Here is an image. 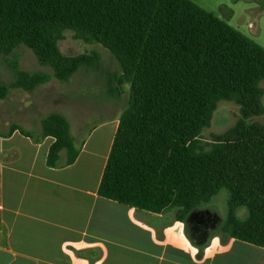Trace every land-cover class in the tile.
I'll return each mask as SVG.
<instances>
[{
	"label": "trees",
	"instance_id": "1",
	"mask_svg": "<svg viewBox=\"0 0 264 264\" xmlns=\"http://www.w3.org/2000/svg\"><path fill=\"white\" fill-rule=\"evenodd\" d=\"M71 29L87 43H100L121 65V93L130 101L120 117L99 194L156 213L177 207L185 219L222 188L229 190L223 231L264 246V125L247 118L264 114V46L194 0H0V52L20 45L33 50L52 72L19 68L11 89L34 91L53 78L68 81L81 67H97V51L66 55L59 48ZM220 99H235L243 118L216 137L214 147L195 148ZM19 129L33 136L18 124ZM40 136H53L47 163L62 151L73 163L79 149L69 119L53 112ZM37 138V137H36ZM248 208L240 218L239 207Z\"/></svg>",
	"mask_w": 264,
	"mask_h": 264
},
{
	"label": "crops",
	"instance_id": "2",
	"mask_svg": "<svg viewBox=\"0 0 264 264\" xmlns=\"http://www.w3.org/2000/svg\"><path fill=\"white\" fill-rule=\"evenodd\" d=\"M227 7L212 12L264 46V0ZM119 122L100 121L81 141L72 132L76 160L63 150L50 166L55 138L11 132L15 121L0 116V264H264V246L211 233L215 218L199 205L180 220L177 207L156 213L101 196Z\"/></svg>",
	"mask_w": 264,
	"mask_h": 264
},
{
	"label": "rangeland",
	"instance_id": "3",
	"mask_svg": "<svg viewBox=\"0 0 264 264\" xmlns=\"http://www.w3.org/2000/svg\"><path fill=\"white\" fill-rule=\"evenodd\" d=\"M194 1L209 11L219 9L224 13L228 12L227 0ZM64 36V39L58 42L62 53L77 55L97 51L101 54L100 64L97 67H81L66 82L53 78L34 91L11 89L8 97L0 98V116L5 123L15 121V124L24 130L36 134L41 130V121L45 116L59 112L66 115L73 134L81 141L96 134L94 128L100 121L122 116L129 105L130 86L125 84L121 93L110 92V87H119L117 77L121 74V65L110 50L100 43H87L77 38L71 29H66ZM15 61L23 70L52 72L51 67L39 62L31 48L20 45L11 54L0 52L1 79L7 84L15 79ZM261 87L264 90V81L261 82ZM262 101L264 103V95ZM242 118L241 105L237 100H218L210 123L202 129L195 144L196 150L198 152L211 150L217 141L216 137L233 128ZM246 120L248 123L260 122L264 125V114L253 115ZM229 195V190L222 188L209 201L199 205L204 215L210 214L213 219L215 218L209 228L211 233L223 232V224L228 214ZM237 214L240 218L247 217L248 208L239 207Z\"/></svg>",
	"mask_w": 264,
	"mask_h": 264
}]
</instances>
